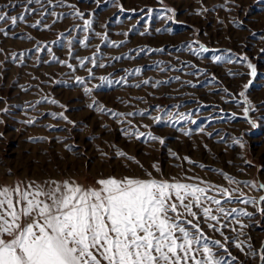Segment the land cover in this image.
<instances>
[{
	"label": "rangeland",
	"instance_id": "374dc122",
	"mask_svg": "<svg viewBox=\"0 0 264 264\" xmlns=\"http://www.w3.org/2000/svg\"><path fill=\"white\" fill-rule=\"evenodd\" d=\"M0 16V189L196 185L215 257L264 264V0H0Z\"/></svg>",
	"mask_w": 264,
	"mask_h": 264
},
{
	"label": "snow or ice",
	"instance_id": "6c2138e0",
	"mask_svg": "<svg viewBox=\"0 0 264 264\" xmlns=\"http://www.w3.org/2000/svg\"><path fill=\"white\" fill-rule=\"evenodd\" d=\"M17 19L11 17L13 25ZM96 183L98 188L87 189L69 181H52L47 191L34 184L23 190L19 186L0 189V264H226L204 242L193 211L201 208L205 188L132 177H109ZM212 202L221 204L214 198ZM218 210L224 213L222 207ZM231 211L250 215L235 208ZM202 214L218 220L208 207L202 208ZM23 218L29 222L23 224ZM213 244L224 247L219 241ZM235 246L243 251L240 244Z\"/></svg>",
	"mask_w": 264,
	"mask_h": 264
}]
</instances>
